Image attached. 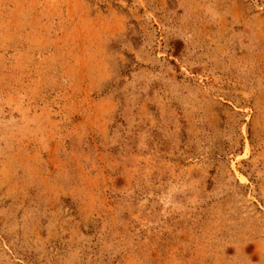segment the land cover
Returning <instances> with one entry per match:
<instances>
[{"label": "rangeland", "instance_id": "obj_1", "mask_svg": "<svg viewBox=\"0 0 264 264\" xmlns=\"http://www.w3.org/2000/svg\"><path fill=\"white\" fill-rule=\"evenodd\" d=\"M0 264H264V0H0Z\"/></svg>", "mask_w": 264, "mask_h": 264}]
</instances>
